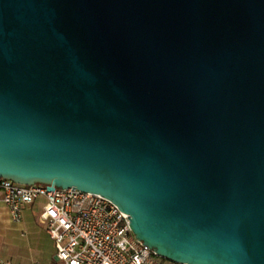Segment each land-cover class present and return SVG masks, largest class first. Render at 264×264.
I'll use <instances>...</instances> for the list:
<instances>
[{"label": "water", "instance_id": "95a60500", "mask_svg": "<svg viewBox=\"0 0 264 264\" xmlns=\"http://www.w3.org/2000/svg\"><path fill=\"white\" fill-rule=\"evenodd\" d=\"M0 177L113 200L187 264H264V0H0Z\"/></svg>", "mask_w": 264, "mask_h": 264}, {"label": "built area", "instance_id": "2783aa9c", "mask_svg": "<svg viewBox=\"0 0 264 264\" xmlns=\"http://www.w3.org/2000/svg\"><path fill=\"white\" fill-rule=\"evenodd\" d=\"M39 199L45 200L39 220L62 264H187L161 256L139 239L130 215L108 197L0 177V204L9 208L13 220H21L24 207ZM0 264L14 263L0 258Z\"/></svg>", "mask_w": 264, "mask_h": 264}, {"label": "crops", "instance_id": "0c3cea01", "mask_svg": "<svg viewBox=\"0 0 264 264\" xmlns=\"http://www.w3.org/2000/svg\"><path fill=\"white\" fill-rule=\"evenodd\" d=\"M44 199L24 207L19 221L12 219L9 208L0 204V258L14 264H62L57 249L39 220Z\"/></svg>", "mask_w": 264, "mask_h": 264}]
</instances>
